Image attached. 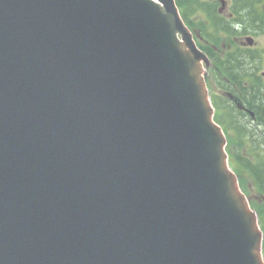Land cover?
Masks as SVG:
<instances>
[{"label":"water","instance_id":"1","mask_svg":"<svg viewBox=\"0 0 264 264\" xmlns=\"http://www.w3.org/2000/svg\"><path fill=\"white\" fill-rule=\"evenodd\" d=\"M201 57L174 0H0V264H262Z\"/></svg>","mask_w":264,"mask_h":264},{"label":"flooded vegetation","instance_id":"2","mask_svg":"<svg viewBox=\"0 0 264 264\" xmlns=\"http://www.w3.org/2000/svg\"><path fill=\"white\" fill-rule=\"evenodd\" d=\"M187 5V25L208 56L216 116L225 117L230 167L258 217L264 259V0H184Z\"/></svg>","mask_w":264,"mask_h":264}]
</instances>
